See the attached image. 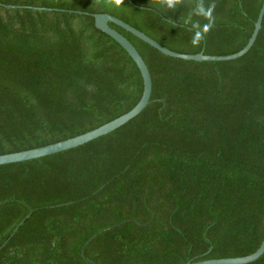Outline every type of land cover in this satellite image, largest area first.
Segmentation results:
<instances>
[{"label":"trees","instance_id":"obj_1","mask_svg":"<svg viewBox=\"0 0 264 264\" xmlns=\"http://www.w3.org/2000/svg\"><path fill=\"white\" fill-rule=\"evenodd\" d=\"M0 2L6 153L92 129L141 96L131 55L76 9L109 12L180 52L227 54L247 42L262 0H215L214 27L195 46L182 23L195 0L175 10L155 0ZM110 24L147 63L149 101L87 142L0 164V264H183L254 251L264 234V14L248 51L225 60L170 56ZM243 264H264V252Z\"/></svg>","mask_w":264,"mask_h":264},{"label":"water","instance_id":"obj_2","mask_svg":"<svg viewBox=\"0 0 264 264\" xmlns=\"http://www.w3.org/2000/svg\"><path fill=\"white\" fill-rule=\"evenodd\" d=\"M4 5L8 7L9 6H29V7L36 8V9L66 10V8L36 6V5H20V4H11V3H4ZM76 11L91 14L94 18L95 25L101 30L108 33L110 36H112L131 55V57L136 62L137 66L139 67V70L141 72L142 79H143V88H142L141 96L138 99V101L130 109H128L124 113L92 129H89L87 131L67 137L65 139H61V140L47 143L44 145L21 149V150L12 151V152L0 153V164L30 159V158L61 151V150L82 144L84 142H87L95 137L108 133L109 131L119 127L120 125L124 124L126 121H128L129 119L137 115L146 106V104L149 101V98L151 95V88H152L151 74L147 66V63L143 59L142 55L139 53L136 46L132 43V41L125 34L119 31L117 28L113 27L110 24V22L116 23L117 25L130 31L137 37L143 39L144 41H146L153 47L157 48L161 52L167 55H170V56L179 57L183 59H193V60L233 59V58L243 55L245 52L248 51V49L253 44L256 38V35L259 31V28L261 26V20L264 14V0H262L257 19L255 20V23H254L253 30L247 42L245 43V45L239 50L232 52V53H227V54H211V53H205L203 50H200L197 52H180V51L171 49L161 44L156 39L146 34L144 31L140 30L139 28L133 26L132 24L126 22L120 17L115 16L109 12H105V11L104 12H88V11H82L78 9H76ZM22 221L23 219L19 222V224ZM17 226L13 229L12 232L16 230ZM109 227L110 226H106L105 228H109ZM101 230L102 229H99L97 232ZM97 232L89 236L88 239L85 241V244H87ZM263 252H264V234H263V237H262V240L259 246L250 253L243 254V255H237V256L208 257V258H201V259H196V260H188L184 262L183 264H243V263H247V262L257 259ZM81 253L82 255H84L83 248H82ZM93 262L94 264H96L95 261Z\"/></svg>","mask_w":264,"mask_h":264},{"label":"clouds","instance_id":"obj_3","mask_svg":"<svg viewBox=\"0 0 264 264\" xmlns=\"http://www.w3.org/2000/svg\"><path fill=\"white\" fill-rule=\"evenodd\" d=\"M116 2L122 3L123 0H116ZM155 2L159 6L166 7V9L175 10L177 5L182 4L184 0H155ZM215 7V0H211V3L207 5H205L204 0H195V7L189 16L182 22L183 25L191 24V30L193 31L191 43L194 46L200 44L206 34L214 27L215 17L213 16V12ZM193 15L202 16L208 23L201 25L199 21H193Z\"/></svg>","mask_w":264,"mask_h":264}]
</instances>
